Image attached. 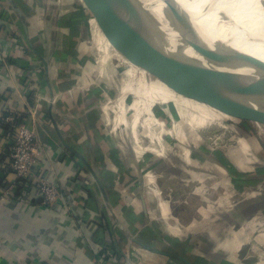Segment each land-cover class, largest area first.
I'll list each match as a JSON object with an SVG mask.
<instances>
[{"label": "crops", "instance_id": "0c3cea01", "mask_svg": "<svg viewBox=\"0 0 264 264\" xmlns=\"http://www.w3.org/2000/svg\"><path fill=\"white\" fill-rule=\"evenodd\" d=\"M132 1L146 11L147 27L137 31L151 47L210 72H228L245 103L264 109L251 98V85H264V61L209 42L213 24L184 0L176 1L211 55H223V66L182 42L162 4ZM107 29L85 0H0V112L37 132L31 180L45 179L64 195L51 208L36 197L21 201L25 188L5 196L18 178L3 130L0 264H239L244 246L264 244V161L247 140L228 154L212 153L208 143L192 142L183 126L207 127L212 139L227 130L222 125L212 133L213 120L234 118L239 128L264 124L185 95L184 82L175 81L178 63L163 80L123 56ZM167 121L174 122L171 128ZM208 178L210 193L204 192ZM194 200L203 204L200 211L191 209ZM251 221L256 230L247 227ZM109 250L114 257L104 256Z\"/></svg>", "mask_w": 264, "mask_h": 264}, {"label": "water", "instance_id": "95a60500", "mask_svg": "<svg viewBox=\"0 0 264 264\" xmlns=\"http://www.w3.org/2000/svg\"><path fill=\"white\" fill-rule=\"evenodd\" d=\"M155 4H162L168 18L174 24L184 44L192 46L198 53L216 60L223 66V55L212 54L204 44L192 16L176 0H154ZM220 0H205L198 9L202 16L212 10ZM86 4L95 12L100 22L104 24L113 37L117 48L129 61L140 64L155 76L168 79L171 69L179 64L175 81L184 82L185 95L217 106L233 117L260 122L264 124V109L255 105H248L241 97L238 84L228 72H210L194 60L168 55L162 48L151 47L139 29L147 27L148 17L145 9L133 3L132 0H85ZM149 2V1H148ZM153 2H149L151 6ZM153 4L152 6H156ZM224 20H230L227 14H221ZM171 42L172 39L170 37ZM210 51V52H209ZM214 53V52H213ZM210 56H209V55ZM245 59L251 64L259 65L248 56ZM233 60V56H231ZM237 60V59H236ZM239 61V59H238ZM264 83V80H261ZM237 83V84H236ZM238 85V86H237ZM253 101L264 104V85L255 82L251 85ZM207 143L211 140L207 139ZM67 189V188H66Z\"/></svg>", "mask_w": 264, "mask_h": 264}, {"label": "built area", "instance_id": "2783aa9c", "mask_svg": "<svg viewBox=\"0 0 264 264\" xmlns=\"http://www.w3.org/2000/svg\"><path fill=\"white\" fill-rule=\"evenodd\" d=\"M4 126H7L8 137L12 142L9 151L10 166L13 173L18 178L17 183L6 190L5 196L14 195V191H16L19 185L24 184L26 194H22V197L19 198L21 201L28 202L29 199L36 197L40 198L42 205L46 207L51 208L58 205L64 200L63 191L60 186L50 183L45 179L34 182L31 180L33 169L38 158L37 132L33 128H30L25 120L21 119L19 116L11 114L5 115L0 112V133L5 130L3 128ZM199 133L205 141L207 139L211 140L214 145L213 148H217L222 144H227V141L223 140L224 135L221 136V139L213 141L209 138L210 135L207 130ZM229 144L231 145V143ZM67 182L68 181H66L65 187L69 191H72L70 184ZM33 190H36L35 192L37 194H35ZM197 191L198 189H195L194 193ZM242 250L243 255L239 264H264V244L257 240H252L249 244L244 246ZM109 255L110 257H114V251L109 250L104 254L106 257Z\"/></svg>", "mask_w": 264, "mask_h": 264}, {"label": "rangeland", "instance_id": "374dc122", "mask_svg": "<svg viewBox=\"0 0 264 264\" xmlns=\"http://www.w3.org/2000/svg\"><path fill=\"white\" fill-rule=\"evenodd\" d=\"M224 14H227L229 16L230 20H224L223 17H221V19L218 20L217 22L211 21V23L213 25L211 26V41H209V42H221V43L227 44L233 48H237L243 52H246V53L264 61V43L261 42L260 40H258L257 38L249 35V30L247 29V27H245V23L240 19L239 15H235L234 12H225ZM201 36H203V35H201ZM115 63L119 64L120 62L115 61ZM126 70H127L126 65H122L119 68L120 73H124ZM90 76H92V78H97L99 76V74L97 72H95L94 74H90ZM101 84H102V86L107 87V85L105 83L101 82ZM109 89L115 91L112 88H107V90H109ZM115 95H116V91L112 97H114ZM156 112H157L156 115L158 118L161 119V117H164V115L162 114L161 108H158ZM158 114L161 116H159ZM219 121H221V119H218L216 121L213 120L212 127H211L212 133L219 130L221 128V126L223 125L225 128H227V130H225V134L223 136V138H224L223 140L227 141V144H222L217 148H213L214 147L213 143L212 142L208 143L212 149V153L216 152V150H217L218 152H221V154H228L230 151L233 152L235 149L238 150V148L240 147L239 145L240 144L242 145L243 141L246 142V140H247V141H249V144H252V146H253V149H254L253 154H256L261 160L264 161V144L262 142L258 141L256 138H254V136L251 133H249L248 131H246L243 128H242V130L246 133V134H244V136H246V137L244 139L241 138L240 133H239V131H240L239 129H241V128H239V126L237 124V123H240L238 120H236L234 118H232V119L229 118V119L222 120V122L218 124ZM168 123H170V124H168ZM173 124H174V122H172V121L166 122V125L170 126V128L173 126ZM206 128L202 129V132H205L206 130L209 129V128L208 129H206ZM257 128H258L261 139L264 141V127H257ZM183 130H184V132H187L188 136L189 135L191 136L192 142L194 141V138H195V139L200 140V142L207 144V142L202 138V135L199 132H196L191 127L183 126ZM142 131H143V129H142ZM161 134L163 135L162 137H165L166 134H169V133L167 131H165L164 133H161ZM166 137H168V135ZM218 139H221V137L217 136V134L215 132L213 134L212 140L217 141ZM174 140L176 143H178L176 141V139H174ZM177 140L179 141V143H182L180 138H177ZM241 141H242V143H241ZM239 142H240V144H239ZM229 143H231V145ZM190 144H191V142L189 141V145ZM256 149H257L258 153H257ZM209 181H211V180L208 178L206 183H205L204 192L206 191V192L210 193L209 190L212 189V187L208 186ZM223 186H225L224 183H223ZM223 190H224L223 188H221V190L219 188L216 191H217V193H220L222 191V195H225L224 193H226V191L225 190L223 191ZM204 194H206V193H204ZM188 196L191 197V195H188ZM227 198L230 199V200H227L228 202L234 200L230 197H227ZM202 205L203 204L199 200H194L190 203V206L192 207L191 209L194 211H200L202 209ZM252 225L254 226L253 229L256 230V227H257L256 222L251 221V222L247 223L248 228Z\"/></svg>", "mask_w": 264, "mask_h": 264}, {"label": "bare ground", "instance_id": "6f19581e", "mask_svg": "<svg viewBox=\"0 0 264 264\" xmlns=\"http://www.w3.org/2000/svg\"><path fill=\"white\" fill-rule=\"evenodd\" d=\"M184 1L197 12L205 0ZM225 12L239 15L249 30V35L264 43V0H220L212 10L202 16L208 21L217 22Z\"/></svg>", "mask_w": 264, "mask_h": 264}, {"label": "trees", "instance_id": "16d2710c", "mask_svg": "<svg viewBox=\"0 0 264 264\" xmlns=\"http://www.w3.org/2000/svg\"><path fill=\"white\" fill-rule=\"evenodd\" d=\"M239 125L241 127V130H242V128L245 129L246 131H248L249 133H251L254 136V138H256L258 141H260V142H262L264 144V141L260 138V136L258 134V128L256 127V125L254 123H251V122H242ZM3 128L5 130H7V126H4ZM243 133L246 134L244 131H243ZM24 187H25L24 184H20L19 187L16 189L17 194H19V192L22 191L24 189ZM119 255H120V253H119Z\"/></svg>", "mask_w": 264, "mask_h": 264}]
</instances>
